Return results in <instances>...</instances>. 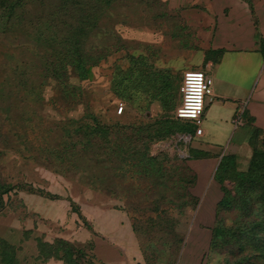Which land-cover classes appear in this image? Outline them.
Instances as JSON below:
<instances>
[{
    "label": "rangeland",
    "instance_id": "obj_1",
    "mask_svg": "<svg viewBox=\"0 0 264 264\" xmlns=\"http://www.w3.org/2000/svg\"><path fill=\"white\" fill-rule=\"evenodd\" d=\"M243 1L254 15L253 6L264 5ZM108 13L101 24L107 36L98 35L107 56L88 80L68 74L64 92L41 87L40 71L27 76L21 48L9 36L0 38V183L11 185L0 204V264H107V246H116L114 236L128 233V226L143 233L133 232L143 264H264V230L255 227L263 219L260 204H235L239 195L226 180L232 204L218 209L222 193L213 174L219 160L198 175L203 162H186L195 177L186 185L181 160L191 141L159 137L174 121L186 72L180 66L198 47L196 32L162 0H128ZM176 121L194 136L190 122ZM98 125L107 127V141L92 135L85 146V126ZM140 154L163 167V180L142 174ZM246 167L244 159L235 170ZM155 224L167 230L174 224L181 242L174 246ZM215 228L221 233L212 240ZM59 241L81 255L64 257Z\"/></svg>",
    "mask_w": 264,
    "mask_h": 264
},
{
    "label": "trees",
    "instance_id": "obj_2",
    "mask_svg": "<svg viewBox=\"0 0 264 264\" xmlns=\"http://www.w3.org/2000/svg\"><path fill=\"white\" fill-rule=\"evenodd\" d=\"M127 5L128 0H0V38L7 39L9 36L7 40L12 44L15 43V48H21L19 50L23 51L21 52L22 55L26 56L27 76L32 75L34 71H40L41 87L49 85L53 90L64 92L68 74H74L79 81L88 80L91 76V69L107 56V45L99 41V38L107 36L106 28L104 33L101 32V24L105 25V17L111 16L108 13L111 8L116 9L119 7L121 9ZM248 6L253 14V8L250 5ZM116 16L119 17L120 15L116 14ZM15 33L18 34L15 35ZM11 36L14 38L13 40H11ZM256 38H261L258 32ZM261 48L264 52V41L262 40ZM65 98H68L66 93ZM185 128L181 127L174 118L170 127L163 132L166 134H160L159 137L163 139L167 135H190L187 130H184ZM85 130L86 138L83 142L85 146H90L89 140L92 135L101 140L104 139L102 143L105 140L107 141L106 126H85ZM68 146L63 147V150L66 153L75 155L71 148L67 151ZM259 147L261 148L253 145L246 171L235 170L236 161L234 157L222 156L214 171L213 181L218 184L222 193V198L217 204L218 209H228L232 204L229 199V191L224 183L228 180L233 183V189L239 195L235 204L241 202L245 207L253 203L260 204L261 209L259 211L263 219L256 220L255 227L259 229L261 227L264 230V138L259 142ZM118 150L119 156L124 154L122 148H118ZM119 156L118 159H123L122 156ZM212 157L214 156L209 153L190 147L188 156L181 160L183 175H181L180 182L186 185H194L195 183L194 175L186 166V162L205 160ZM138 158L141 159L140 164H138L142 166L144 176L149 178L154 175L155 178L163 180V167H153L155 158H149L147 154H140ZM157 185L163 186V183L160 182ZM186 185L182 184L184 187L180 189L184 190L183 195L190 196L189 187ZM16 186L24 190L20 185ZM9 190H11V185L0 183V204L3 195L8 194ZM39 193L45 194L51 200L57 199V197L42 191H39ZM179 207L180 210L184 208L182 205ZM85 226L88 227L86 223ZM155 227L158 229L159 234L170 236L174 246L181 242L174 230V224L169 226L168 230L162 225H156ZM132 231L137 237L143 234L134 226ZM166 231L169 232L165 233ZM220 233L221 229H213L212 240H216ZM249 233L253 234V229ZM57 243L61 245L64 257H71L75 254L81 255L70 243L65 241ZM7 260L5 264H10ZM159 261L163 260L160 259Z\"/></svg>",
    "mask_w": 264,
    "mask_h": 264
},
{
    "label": "crops",
    "instance_id": "obj_3",
    "mask_svg": "<svg viewBox=\"0 0 264 264\" xmlns=\"http://www.w3.org/2000/svg\"><path fill=\"white\" fill-rule=\"evenodd\" d=\"M162 2L180 11L196 32L198 47L187 53L190 59L181 69L200 67L212 80L211 98L201 117L207 128H201L200 136L190 135V147L214 157L199 160L203 163L196 174L210 171L225 155L234 157L237 166L247 160V169L253 145L264 138V5L255 4L253 16L243 0ZM242 105L241 123L235 126L233 120ZM128 227V233L120 230L114 236L116 246H107V264H143L136 236Z\"/></svg>",
    "mask_w": 264,
    "mask_h": 264
},
{
    "label": "built area",
    "instance_id": "obj_4",
    "mask_svg": "<svg viewBox=\"0 0 264 264\" xmlns=\"http://www.w3.org/2000/svg\"><path fill=\"white\" fill-rule=\"evenodd\" d=\"M212 80L204 72L199 70H188L183 73L180 85V103L175 110L174 118L181 121H188L194 127V135L200 136L202 133V114L204 111L205 98L210 96ZM245 105H242L241 111L234 118L235 126L240 125L241 115ZM118 114L123 112L120 106ZM183 141H191L190 135H182Z\"/></svg>",
    "mask_w": 264,
    "mask_h": 264
}]
</instances>
